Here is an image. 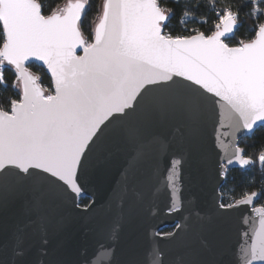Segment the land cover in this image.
Instances as JSON below:
<instances>
[{
    "label": "snow or ice",
    "instance_id": "6c2138e0",
    "mask_svg": "<svg viewBox=\"0 0 264 264\" xmlns=\"http://www.w3.org/2000/svg\"><path fill=\"white\" fill-rule=\"evenodd\" d=\"M258 129L264 0H0V264H264Z\"/></svg>",
    "mask_w": 264,
    "mask_h": 264
},
{
    "label": "water",
    "instance_id": "95a60500",
    "mask_svg": "<svg viewBox=\"0 0 264 264\" xmlns=\"http://www.w3.org/2000/svg\"><path fill=\"white\" fill-rule=\"evenodd\" d=\"M220 107L216 106L215 109V116L213 119H209L205 126L202 129L201 135L204 142V157L208 161L209 164L217 158V154H222L221 149L218 146V141L216 139L217 135V129H219V119H220ZM220 131L227 132L228 129H220ZM238 140L241 138H247L248 136L244 133L238 132L237 134ZM230 138H224V142L227 143V140ZM229 151H231V148L229 147ZM231 169H240L238 166H234ZM241 170V169H240ZM109 181L110 177L105 176L102 173L96 174L93 180V186L92 191H95L97 193L98 197H105L106 193L109 188ZM251 223V221H250ZM89 222L85 221L84 219H73L70 220L66 225V230L69 233H72L76 231L77 229H81L82 226L88 225ZM89 226H95V223L93 222ZM247 227V226H245ZM233 245L237 246V249L239 248V245L244 243V240L242 237H240L238 234H234L232 238ZM250 243V241H249ZM75 256V252L72 251L70 253V258H73ZM93 259H95L93 257Z\"/></svg>",
    "mask_w": 264,
    "mask_h": 264
},
{
    "label": "trees",
    "instance_id": "16d2710c",
    "mask_svg": "<svg viewBox=\"0 0 264 264\" xmlns=\"http://www.w3.org/2000/svg\"><path fill=\"white\" fill-rule=\"evenodd\" d=\"M57 2H62V0H57ZM33 71L38 72L39 68L34 66ZM238 143L241 147H246L249 153H258L262 148H264V129H258L250 138L247 137L239 139ZM253 182H255L256 188H259L261 183V174L258 166L254 170L247 171L231 169L229 172V179L223 189L225 198L227 199L232 195H235L238 198L242 191L247 190V185H250ZM233 189H235L234 192L232 191Z\"/></svg>",
    "mask_w": 264,
    "mask_h": 264
}]
</instances>
